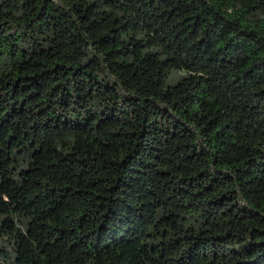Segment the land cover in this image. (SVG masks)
Wrapping results in <instances>:
<instances>
[{
	"label": "trees",
	"instance_id": "obj_1",
	"mask_svg": "<svg viewBox=\"0 0 264 264\" xmlns=\"http://www.w3.org/2000/svg\"><path fill=\"white\" fill-rule=\"evenodd\" d=\"M0 236V264H264V0H0Z\"/></svg>",
	"mask_w": 264,
	"mask_h": 264
},
{
	"label": "rangeland",
	"instance_id": "obj_2",
	"mask_svg": "<svg viewBox=\"0 0 264 264\" xmlns=\"http://www.w3.org/2000/svg\"><path fill=\"white\" fill-rule=\"evenodd\" d=\"M187 72L185 70H175L171 73L170 75V81L172 83H176L177 81H179V79H181ZM1 236H0V248L3 247L5 248L7 251H9L8 253H11V248L6 245L7 242H2L1 240ZM2 262V260H0Z\"/></svg>",
	"mask_w": 264,
	"mask_h": 264
}]
</instances>
